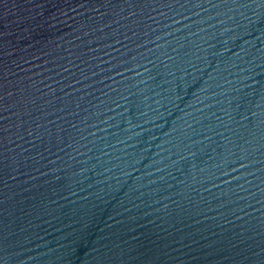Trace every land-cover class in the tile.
Segmentation results:
<instances>
[{
  "label": "water",
  "instance_id": "1",
  "mask_svg": "<svg viewBox=\"0 0 264 264\" xmlns=\"http://www.w3.org/2000/svg\"><path fill=\"white\" fill-rule=\"evenodd\" d=\"M0 264H264V0H0Z\"/></svg>",
  "mask_w": 264,
  "mask_h": 264
}]
</instances>
